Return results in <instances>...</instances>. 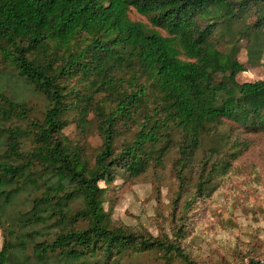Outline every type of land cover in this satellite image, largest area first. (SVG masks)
<instances>
[{"label": "trees", "instance_id": "16d2710c", "mask_svg": "<svg viewBox=\"0 0 264 264\" xmlns=\"http://www.w3.org/2000/svg\"><path fill=\"white\" fill-rule=\"evenodd\" d=\"M243 46L264 48V0H0V264H201L198 205L264 132ZM80 120L93 163L64 133ZM167 175L159 233L114 217L116 179Z\"/></svg>", "mask_w": 264, "mask_h": 264}, {"label": "rangeland", "instance_id": "374dc122", "mask_svg": "<svg viewBox=\"0 0 264 264\" xmlns=\"http://www.w3.org/2000/svg\"><path fill=\"white\" fill-rule=\"evenodd\" d=\"M130 16L146 21L135 9L131 10ZM239 58L246 66V71L238 76L240 81L264 79V48L258 50L243 46ZM78 113L69 112L65 118ZM88 118L94 121L92 112ZM80 125L81 120L71 122L64 128V133L85 146L93 163L101 137L94 129L82 138L79 135ZM248 137L253 139L251 147L235 161L232 171L217 191L199 203L198 212L194 215L188 249L201 264H240L242 256L252 249L257 251V259L264 254V132L249 134ZM144 179L125 181L118 178L110 185L106 197L114 206L116 219L133 225L143 224L157 234L161 222L170 212L171 196L177 185L167 175L159 193L151 181ZM100 184L107 185L105 182ZM2 243L0 232V248ZM243 261L247 264L248 258ZM137 264L162 262L148 256Z\"/></svg>", "mask_w": 264, "mask_h": 264}, {"label": "built area", "instance_id": "2783aa9c", "mask_svg": "<svg viewBox=\"0 0 264 264\" xmlns=\"http://www.w3.org/2000/svg\"><path fill=\"white\" fill-rule=\"evenodd\" d=\"M260 264H264V254L259 257Z\"/></svg>", "mask_w": 264, "mask_h": 264}]
</instances>
